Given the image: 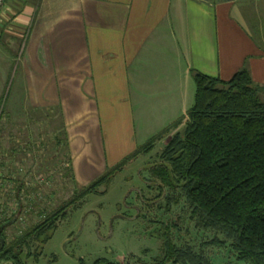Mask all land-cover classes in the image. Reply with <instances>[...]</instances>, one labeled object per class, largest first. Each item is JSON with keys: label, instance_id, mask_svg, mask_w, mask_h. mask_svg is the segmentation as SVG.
Instances as JSON below:
<instances>
[{"label": "crops", "instance_id": "crops-1", "mask_svg": "<svg viewBox=\"0 0 264 264\" xmlns=\"http://www.w3.org/2000/svg\"><path fill=\"white\" fill-rule=\"evenodd\" d=\"M243 67L264 100V0H6L0 10V121L53 106L93 114L97 128L123 115L109 160L138 147L135 114L185 115L192 69L228 80Z\"/></svg>", "mask_w": 264, "mask_h": 264}, {"label": "trees", "instance_id": "trees-1", "mask_svg": "<svg viewBox=\"0 0 264 264\" xmlns=\"http://www.w3.org/2000/svg\"><path fill=\"white\" fill-rule=\"evenodd\" d=\"M190 74L195 92L193 104L185 115H181L143 145L136 147L121 162L108 168L87 187L79 190L71 187L68 198L52 209L39 208L33 218L36 221H31L17 235L8 238L6 225L17 221L20 211L26 210L28 206L21 205L19 200L13 216L0 221V264H26L28 259L34 263H57L60 255L52 252L43 256V247L67 220L69 212L81 210L82 202L88 196H105L113 179L127 165L140 156L149 155L155 145L165 137L168 140L157 155L158 160L144 169L148 177L141 175L142 172L139 171L144 188L138 187L135 192L137 191L142 206L149 210L156 204V209L160 210L159 201L164 197V212L170 213L171 208L183 199L188 213L187 219L195 230L212 232L215 236L202 243L199 250L195 251L189 246L179 247L174 242L173 232L179 229L178 222L181 217L169 223L157 222L161 243L153 263L210 264L204 249L228 247L237 263L264 264L262 88L252 81L246 67L228 80L193 69ZM67 167L73 186L70 160L67 161ZM21 186L19 183L16 191L21 190ZM145 195L151 198L147 199ZM129 196L128 194L124 205L130 208L127 199ZM143 207L133 206L138 210L135 218H144L141 215ZM155 222L151 220L149 223ZM70 236L63 241L62 256L75 259L77 264H85L81 257L69 249L72 242ZM91 264L116 263L98 258Z\"/></svg>", "mask_w": 264, "mask_h": 264}, {"label": "rangeland", "instance_id": "rangeland-1", "mask_svg": "<svg viewBox=\"0 0 264 264\" xmlns=\"http://www.w3.org/2000/svg\"><path fill=\"white\" fill-rule=\"evenodd\" d=\"M188 90L187 108L189 109L193 104L195 92L192 78L188 82ZM10 100L11 98H8L7 103ZM42 108L44 107H39L37 113L21 110L20 114L15 115L18 120L0 121V140L2 139L0 141L2 165L0 166L2 176L0 221L13 216L19 200L21 205H28L26 210L20 211L17 221L6 225L5 232L8 238L17 235L18 231L31 221H36L33 218L39 208L52 209L60 201L68 198L73 187L74 190L87 187L108 168L117 165L128 155H123L119 160L114 161L109 160L105 154L108 144L109 148L111 146L112 136L121 134V130L116 127H122L123 115L112 116V125L105 121L102 125L98 124L97 128L93 114L75 112L64 117L60 106H53L47 112ZM52 108L53 113L50 112ZM153 116L135 114L134 127L138 146L143 145L178 118L176 115L171 119H160L159 122L157 120L155 122ZM77 121L79 126L74 123ZM66 122L75 126L74 137L71 144L69 143L73 152L72 157L66 154L69 147L68 137H70ZM106 125H111L115 130L106 129ZM167 140L168 137H165L155 145L149 155L140 156L127 165L122 173L113 179L105 196L99 198L88 196L82 202L81 210L69 212L67 220L59 226L53 238L43 247V256L55 252L60 257L54 264H77L75 259L62 256L63 241L71 235L72 242L69 244V249L81 257L85 264H91L98 258L116 264H154L153 259L158 255L161 243L160 227L157 222L169 223L178 217H181L178 222L179 229L173 232L177 246H189L198 251L202 243L212 240L215 236L212 232H199L188 221L183 199L177 206L171 208L170 213H165L164 197L159 201L160 210L156 209V204L147 210L142 206L137 191L135 192L138 187L144 188L139 171L141 170V175L148 177L144 169L158 160L157 155L162 151ZM74 141H77L75 146ZM68 160L72 170L73 186L68 175ZM19 183L22 185L21 190L16 191ZM128 194L130 208L124 205ZM144 197L151 198L146 195ZM133 206L143 207L141 215H144V218H135L138 210ZM151 220L156 221L155 224H150ZM204 254L210 264H245L237 263L228 247L206 248ZM26 264L47 263L45 261L34 263L28 259Z\"/></svg>", "mask_w": 264, "mask_h": 264}, {"label": "built area", "instance_id": "built-area-1", "mask_svg": "<svg viewBox=\"0 0 264 264\" xmlns=\"http://www.w3.org/2000/svg\"><path fill=\"white\" fill-rule=\"evenodd\" d=\"M5 1L6 0H0V10L3 8V6L5 5Z\"/></svg>", "mask_w": 264, "mask_h": 264}, {"label": "water", "instance_id": "water-1", "mask_svg": "<svg viewBox=\"0 0 264 264\" xmlns=\"http://www.w3.org/2000/svg\"><path fill=\"white\" fill-rule=\"evenodd\" d=\"M203 1H208V0H203ZM220 1H229V0H220Z\"/></svg>", "mask_w": 264, "mask_h": 264}]
</instances>
